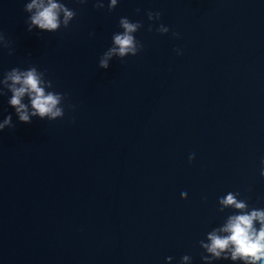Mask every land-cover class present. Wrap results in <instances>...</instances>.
Instances as JSON below:
<instances>
[{
  "label": "water",
  "instance_id": "1",
  "mask_svg": "<svg viewBox=\"0 0 264 264\" xmlns=\"http://www.w3.org/2000/svg\"><path fill=\"white\" fill-rule=\"evenodd\" d=\"M31 2L0 0V264H264L210 251L264 213V0H54L56 30ZM121 18L136 54L101 68ZM33 69L63 115L25 93L19 120L8 77Z\"/></svg>",
  "mask_w": 264,
  "mask_h": 264
},
{
  "label": "clouds",
  "instance_id": "2",
  "mask_svg": "<svg viewBox=\"0 0 264 264\" xmlns=\"http://www.w3.org/2000/svg\"><path fill=\"white\" fill-rule=\"evenodd\" d=\"M83 2V0H81ZM116 4V0H111L109 9L111 10L113 5ZM96 8H103V4L97 3L93 5ZM28 10L36 9L35 14L31 17L32 24L37 25L41 29L56 30L60 26L61 21L58 18V12H64L63 23L68 25L69 21L73 18L74 13L68 11L63 5H58L54 0H48L47 5L43 4V0H32L27 6ZM139 11V10H137ZM157 17L160 13L157 12ZM120 25L124 31L121 34H117L113 37L114 47L110 48L105 53L104 58L99 62L101 68H108V59L116 54L120 57L125 56L128 53L136 54L137 48L134 41V37L131 35L137 29V24L129 23L127 19L121 18ZM167 31V29H162ZM13 81L11 85L12 98L10 104L15 106L19 115V120L22 122H30L29 114L25 104L21 103V98L28 94L33 109L32 115H39L40 117L48 116L49 118H55L63 115L62 110L57 107L60 97L53 93H44V89L40 86L41 81L35 70H30L23 74H17L13 72L8 77ZM19 84V87L15 85ZM5 125L13 127L11 125V118L6 117L3 123H0V130H3ZM224 204H235L238 208H243L242 203H235L234 197L229 194L223 201ZM253 219H260L264 221V213L253 212L250 215H242L230 218V222L226 227V231L231 233L230 236L220 238L215 235L210 236L212 245L210 251L216 252V250L227 247L229 242L235 245V251L242 257H251L253 260L264 257V224H262L259 233L256 235L255 240L252 239V221ZM218 254V253H217ZM235 258V255L233 256Z\"/></svg>",
  "mask_w": 264,
  "mask_h": 264
}]
</instances>
